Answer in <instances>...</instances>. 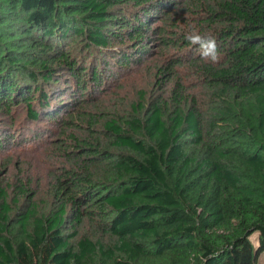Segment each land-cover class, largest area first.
Wrapping results in <instances>:
<instances>
[{"label": "trees", "instance_id": "1", "mask_svg": "<svg viewBox=\"0 0 264 264\" xmlns=\"http://www.w3.org/2000/svg\"><path fill=\"white\" fill-rule=\"evenodd\" d=\"M172 6L219 43L218 60L195 67L206 108L175 88L127 115L78 112L89 125L73 136V168L55 178L51 210H38L28 182L0 187V264H258L264 0H0V116L25 106L31 120L60 124L76 102L64 101L61 85H85L67 43L129 41L144 54L160 29L153 23L169 21Z\"/></svg>", "mask_w": 264, "mask_h": 264}, {"label": "rangeland", "instance_id": "2", "mask_svg": "<svg viewBox=\"0 0 264 264\" xmlns=\"http://www.w3.org/2000/svg\"><path fill=\"white\" fill-rule=\"evenodd\" d=\"M136 10L133 9V13ZM169 13V21L153 23V27L160 29L152 35L151 41L148 39L147 52L141 55L142 51L138 52L135 44L129 41H111L108 47H95L83 38H75L73 44L67 43L69 47L65 51L84 69L85 85L77 86L74 81L61 85L66 88L64 101L76 102L67 105L59 115L60 124L49 119L31 120L25 106L15 109L11 119L0 116L1 188L9 189L16 181L28 182L35 193L32 200L38 210H51L55 204V178L61 177L62 170L73 168L68 160L75 149L73 136H85L80 130L89 125L78 117V112L110 111L127 115L133 103L148 104L155 98H173L175 88L185 91L188 98L193 96L187 99L189 102L194 99L201 109L206 108L203 80L195 67L201 61L210 60L201 58L198 46L186 40L185 35L195 29L201 35L214 37V31L184 8L172 6ZM176 34H179L177 38ZM175 38L178 45L165 43ZM216 43L219 46L217 40ZM91 67H95L99 76L97 83L92 79ZM65 72H60V82L68 78ZM69 114L73 117H68ZM67 120L69 124L65 123ZM90 231L85 227L83 232ZM250 240L256 245L257 234L253 233ZM258 264H264V253Z\"/></svg>", "mask_w": 264, "mask_h": 264}, {"label": "clouds", "instance_id": "3", "mask_svg": "<svg viewBox=\"0 0 264 264\" xmlns=\"http://www.w3.org/2000/svg\"><path fill=\"white\" fill-rule=\"evenodd\" d=\"M185 39L191 44L198 46L201 58L215 62L219 58L216 40L211 35H201L195 29L185 35Z\"/></svg>", "mask_w": 264, "mask_h": 264}]
</instances>
